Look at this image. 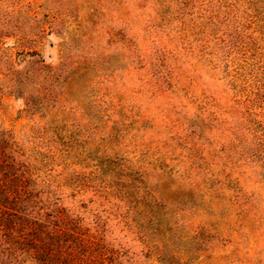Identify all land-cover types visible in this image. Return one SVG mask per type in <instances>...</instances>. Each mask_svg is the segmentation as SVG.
Returning a JSON list of instances; mask_svg holds the SVG:
<instances>
[{
	"label": "rangeland",
	"instance_id": "374dc122",
	"mask_svg": "<svg viewBox=\"0 0 264 264\" xmlns=\"http://www.w3.org/2000/svg\"><path fill=\"white\" fill-rule=\"evenodd\" d=\"M0 59L60 72L0 131L94 264H264V0H0Z\"/></svg>",
	"mask_w": 264,
	"mask_h": 264
},
{
	"label": "trees",
	"instance_id": "16d2710c",
	"mask_svg": "<svg viewBox=\"0 0 264 264\" xmlns=\"http://www.w3.org/2000/svg\"><path fill=\"white\" fill-rule=\"evenodd\" d=\"M1 63L0 59V89L5 85L12 93L26 95L35 83L40 100L51 96L61 76L39 60L24 71L4 62L8 66L2 72ZM40 111V104L27 105L31 116ZM9 138L0 131V264H94L93 240L80 233L64 212L42 203L29 172L12 154Z\"/></svg>",
	"mask_w": 264,
	"mask_h": 264
}]
</instances>
